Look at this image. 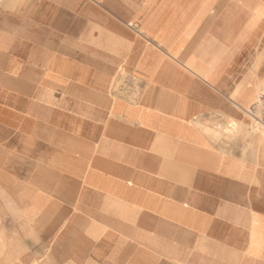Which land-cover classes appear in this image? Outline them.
Segmentation results:
<instances>
[{
    "label": "crops",
    "instance_id": "crops-1",
    "mask_svg": "<svg viewBox=\"0 0 264 264\" xmlns=\"http://www.w3.org/2000/svg\"><path fill=\"white\" fill-rule=\"evenodd\" d=\"M264 0H0L1 264H264Z\"/></svg>",
    "mask_w": 264,
    "mask_h": 264
},
{
    "label": "built area",
    "instance_id": "built-area-1",
    "mask_svg": "<svg viewBox=\"0 0 264 264\" xmlns=\"http://www.w3.org/2000/svg\"><path fill=\"white\" fill-rule=\"evenodd\" d=\"M251 128L264 130V91L260 92L256 102L246 111Z\"/></svg>",
    "mask_w": 264,
    "mask_h": 264
},
{
    "label": "rangeland",
    "instance_id": "rangeland-1",
    "mask_svg": "<svg viewBox=\"0 0 264 264\" xmlns=\"http://www.w3.org/2000/svg\"><path fill=\"white\" fill-rule=\"evenodd\" d=\"M245 130H246V133L247 135H251V136H254V135H259V134H264V130L263 129H256V128H251L250 126V123H247L246 126H245ZM2 256V254H0V257ZM1 259H0V264H1Z\"/></svg>",
    "mask_w": 264,
    "mask_h": 264
}]
</instances>
